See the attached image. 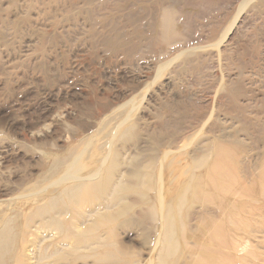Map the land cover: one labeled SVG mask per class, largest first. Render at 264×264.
<instances>
[{
    "label": "rangeland",
    "instance_id": "374dc122",
    "mask_svg": "<svg viewBox=\"0 0 264 264\" xmlns=\"http://www.w3.org/2000/svg\"><path fill=\"white\" fill-rule=\"evenodd\" d=\"M167 13L175 33L165 28ZM261 91L264 0H0V227L12 221L16 255L26 259L34 240L52 237L35 232L55 212L37 214L51 199L39 185L47 152L93 134L111 112L131 111L150 126L146 141L162 146L222 128L219 115L226 132L246 136L252 159L264 144ZM36 133L45 147L34 146ZM148 227L120 236L141 248L140 264L152 246ZM129 235L139 236L131 243Z\"/></svg>",
    "mask_w": 264,
    "mask_h": 264
},
{
    "label": "bare ground",
    "instance_id": "6f19581e",
    "mask_svg": "<svg viewBox=\"0 0 264 264\" xmlns=\"http://www.w3.org/2000/svg\"><path fill=\"white\" fill-rule=\"evenodd\" d=\"M164 19L166 30L175 33L173 17ZM164 87L168 95L171 81ZM136 115L111 112L93 134L46 153L50 163L39 185L46 184L51 199L37 214L55 212L35 232L52 237L34 240L23 259L15 253L10 221L0 227V264H63L67 258L71 264H140L141 248L125 245L120 236L142 227L146 232L147 225L153 235L144 264H264V251H258L264 249V144L251 159L246 136L226 132L232 128L218 115L213 120L223 121L222 128L192 130L162 146L146 141L150 126H141ZM45 138L34 134V146L45 147Z\"/></svg>",
    "mask_w": 264,
    "mask_h": 264
}]
</instances>
